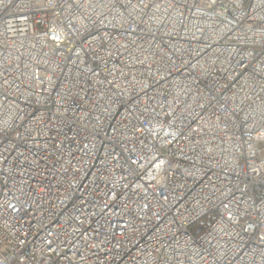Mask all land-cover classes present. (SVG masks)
Segmentation results:
<instances>
[{
    "label": "built area",
    "instance_id": "obj_1",
    "mask_svg": "<svg viewBox=\"0 0 264 264\" xmlns=\"http://www.w3.org/2000/svg\"><path fill=\"white\" fill-rule=\"evenodd\" d=\"M0 264H264V0H0Z\"/></svg>",
    "mask_w": 264,
    "mask_h": 264
},
{
    "label": "rangeland",
    "instance_id": "obj_2",
    "mask_svg": "<svg viewBox=\"0 0 264 264\" xmlns=\"http://www.w3.org/2000/svg\"><path fill=\"white\" fill-rule=\"evenodd\" d=\"M208 227V222L207 220H203L201 221L199 224H197L193 229H192V233L195 235L198 233V231H204L206 230Z\"/></svg>",
    "mask_w": 264,
    "mask_h": 264
}]
</instances>
